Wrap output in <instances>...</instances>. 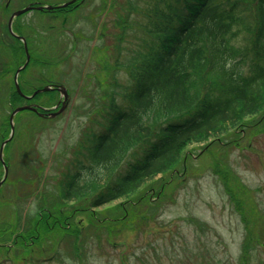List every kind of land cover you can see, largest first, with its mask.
Returning <instances> with one entry per match:
<instances>
[{
  "label": "rangeland",
  "instance_id": "rangeland-1",
  "mask_svg": "<svg viewBox=\"0 0 264 264\" xmlns=\"http://www.w3.org/2000/svg\"><path fill=\"white\" fill-rule=\"evenodd\" d=\"M69 1L0 0V64L3 63L0 71L6 69L0 76V143L10 135L8 119L12 109L27 104L12 92L15 70L25 59L16 35L24 38L30 56L27 67L18 76L23 92L30 94V88L46 84L43 81L46 78L62 82L71 94L66 109L56 117L40 118L24 111L13 118L14 136L2 151L8 174L0 187V229L6 226V221H14L18 210L17 227L22 230L27 219L23 223L21 218H26L27 207L38 201L49 203L53 212L58 209L56 204L60 206L62 213L58 214L62 222L60 227L45 234L44 244L41 242L46 246L45 254H40L41 244H37L31 251L16 248L5 260L11 264H264V132H260L264 130V119L261 114L245 119L242 127L236 129L238 135L243 131L239 148L234 145L218 148L217 157L233 174L229 175V183H222L211 168H206L210 161L205 160L206 155H200L205 144L201 142L181 148L183 162L174 173L146 182L129 198L89 209L85 216L73 210L86 207L87 203L83 202L89 198H77L70 204L61 199L64 189L60 185L65 186L69 181L66 175L79 172L83 182L90 177L102 181L114 168L105 169L93 162L87 149L89 145L92 147V136L104 128L101 115L109 100L114 98L119 105L128 104L124 96L132 84L129 67L143 57L148 58L151 41L156 42V35L146 29L153 20L147 14L153 9L154 0H85L73 9L33 8L13 19L11 31L7 28L9 16L29 5L55 6ZM54 95L40 93L30 103L49 107L58 99ZM153 120L154 114L150 111L141 124L152 129L156 125ZM224 137L232 141L233 131ZM147 140L148 137L138 146L117 153L116 167L138 159ZM248 143L249 148L245 146ZM214 146L209 148L210 152ZM3 174L0 161V179ZM170 180L176 185L166 195L171 184L164 185ZM223 184L243 192V214L261 223V231L256 229L259 234L254 237L255 241H250L249 255L244 258L243 246L250 227L243 224ZM84 185L86 194L96 188L91 181ZM162 189L164 197L156 202V193ZM141 196L153 203L152 210L144 211L149 206L140 201ZM126 199L135 206L128 207L125 202L124 212L118 209L111 213L117 220L124 221L128 215L130 218L114 226L118 222L107 211ZM65 221L71 230H75L73 226L81 227L80 231L89 228L83 240L76 239L79 245L83 244L82 259L68 253L72 236L64 235L61 224L68 228ZM102 226L107 233L102 230L97 238L95 234ZM111 227L115 230L110 231Z\"/></svg>",
  "mask_w": 264,
  "mask_h": 264
},
{
  "label": "trees",
  "instance_id": "trees-1",
  "mask_svg": "<svg viewBox=\"0 0 264 264\" xmlns=\"http://www.w3.org/2000/svg\"><path fill=\"white\" fill-rule=\"evenodd\" d=\"M153 4L150 14H147L153 20L146 29L156 35V42L151 41L153 44L148 58L143 57L138 64L129 67L132 84L124 96L128 104L119 105L114 98L109 100L101 115L104 128L91 138L93 144L89 154L92 161L105 169L114 168L102 181L90 177L83 182L77 172L73 176L66 175L69 181L65 186L60 185L62 191L64 189L61 199L67 203L77 198L90 199L83 202L87 206H81L79 209L82 210H73L84 216L89 209H98L122 197L129 198L146 182L172 173L183 162L181 148L187 144L205 142L200 155H206L205 160L210 161L206 168H211L222 183H229V175L233 174L228 165L222 164L217 157L218 148L228 145L238 147L243 131L238 135L236 129L242 127L245 119L257 114L263 115L264 119V0H154ZM3 70L6 71L2 69L0 76ZM12 90L14 97L30 103L31 100L21 98L15 89ZM150 111L156 123L152 129L141 124ZM229 131H233L232 141L222 138ZM147 137V143L144 142L146 147L138 159L126 166L116 167L119 161L115 158L117 153L122 154L128 148L138 146ZM213 144L215 146L210 152ZM176 179L180 180L178 176ZM233 179L238 181L235 177ZM88 181L96 188L86 194L84 184ZM170 184L171 189H167L166 195L176 185L170 180L164 187ZM223 185L243 224L250 227L243 246L244 258L249 255L250 241H255L254 237L259 234L256 229L261 231V223L247 213L246 216L243 214V192L229 189V184ZM163 197L162 189L156 193V202ZM142 198L140 201L149 206L144 211L152 210L153 203ZM125 202L128 207L135 206L126 199L107 211L118 222L114 226L130 218L127 216L128 208L122 214L123 219L127 216L124 221L117 220L113 215L118 209L124 212ZM56 206L58 209L53 212L49 203L33 202L26 213V226L16 237V245L28 250L25 246L44 244L45 234L60 227L62 222L58 214L62 211L60 206ZM65 223L68 228L61 224L64 235L72 236L71 251L68 253L82 259L83 250L80 249L83 244L80 242L82 245H79L76 239L81 237L83 240L89 228L80 231L81 227L73 226L75 230H71L69 222ZM102 230L107 233L106 227H99V232L95 234L97 238ZM39 247L40 254H45L46 246L41 244Z\"/></svg>",
  "mask_w": 264,
  "mask_h": 264
},
{
  "label": "water",
  "instance_id": "water-1",
  "mask_svg": "<svg viewBox=\"0 0 264 264\" xmlns=\"http://www.w3.org/2000/svg\"><path fill=\"white\" fill-rule=\"evenodd\" d=\"M74 1H75V0H72V1H70V2H68V3H65V4H63V5H61V6H58V7H65V6H67V5L71 4V3H73ZM31 8H32L31 6H30V7H26V8H24V9L19 10V11H16L15 13H13V14L10 16V18H9V20H8V24H7L9 31H11V22H12L13 18L16 17V16H18V15H20V14H22V13H24V12H26V11H28V10L31 9ZM37 9H39V10H53L54 7H50V6L42 7V6H40V7H37ZM17 37L23 42V47H24V51H25L26 60H25V63L23 64V66L20 67V68H18V69L16 70L15 75H14V83H15V88H16V91L18 92V94L21 95V96H25V95H23V94L20 92V89H19L18 83H17V81H16V78H17V74L19 73L20 69H22L23 67H25V65L27 64V62H28V60H29V55H28V52H27V48H26V44H25V42H24V39H23L22 37H20V36H17ZM51 88H52L51 86H46V87H43V88H41V89L35 90L31 96H34V95H35L36 93H38V92L48 91V90H50ZM56 88H57V90L60 92V94L63 96V97L60 99V103H61L60 108H59L57 111H55V112H46V113H39V112L37 111V107H36V106H33V105H24V106H20V107L15 108V109L11 112V114H10V116H9L11 135L13 134V129H14V128H13V124H12V119H13V116H14L17 112H20V111H22V110H30V111L36 112L39 116L54 117V116H56L57 114H59L60 112H62V111L65 109V107H66V105H67V103H68V100H69V98H68V94H67V92H66V89H65V87L62 86V85L56 86ZM25 97H26V98H30L29 96H25ZM7 141H8V139L5 140V141L2 143L1 147H0V159H1V156H2V147H3V145H4ZM4 171H5V176H6V171H7V169L4 168ZM5 176H4V177H5ZM0 184H1V181H0Z\"/></svg>",
  "mask_w": 264,
  "mask_h": 264
},
{
  "label": "flooded vegetation",
  "instance_id": "flooded-vegetation-1",
  "mask_svg": "<svg viewBox=\"0 0 264 264\" xmlns=\"http://www.w3.org/2000/svg\"><path fill=\"white\" fill-rule=\"evenodd\" d=\"M6 233H4V235H5ZM13 240L14 241H16V237H14L13 236ZM30 241H31V243H33V240L30 238ZM2 246H7V247H3V248H6V249H8V247H10L11 246V244H6V243H3V244H1Z\"/></svg>",
  "mask_w": 264,
  "mask_h": 264
}]
</instances>
